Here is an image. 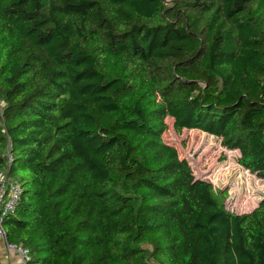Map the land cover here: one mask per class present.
<instances>
[{
    "label": "trees",
    "instance_id": "trees-1",
    "mask_svg": "<svg viewBox=\"0 0 264 264\" xmlns=\"http://www.w3.org/2000/svg\"><path fill=\"white\" fill-rule=\"evenodd\" d=\"M199 129L264 180V0H0L2 217L25 264H264L249 211L163 139Z\"/></svg>",
    "mask_w": 264,
    "mask_h": 264
},
{
    "label": "rangeland",
    "instance_id": "rangeland-1",
    "mask_svg": "<svg viewBox=\"0 0 264 264\" xmlns=\"http://www.w3.org/2000/svg\"><path fill=\"white\" fill-rule=\"evenodd\" d=\"M165 120L164 141L174 145L179 156L188 160L196 177L210 181L218 193L227 191L225 204L229 210L242 213L257 205L264 196V180L238 164L237 149L224 147L219 138L199 129L177 132L172 128L171 117Z\"/></svg>",
    "mask_w": 264,
    "mask_h": 264
},
{
    "label": "built area",
    "instance_id": "built-area-1",
    "mask_svg": "<svg viewBox=\"0 0 264 264\" xmlns=\"http://www.w3.org/2000/svg\"><path fill=\"white\" fill-rule=\"evenodd\" d=\"M21 187L18 182L10 179L4 170H0V238L5 241V233L2 229L1 222L2 217L15 210L17 202L19 200ZM6 245L14 249L21 257L22 264L29 259V250L27 247L20 245Z\"/></svg>",
    "mask_w": 264,
    "mask_h": 264
},
{
    "label": "crops",
    "instance_id": "crops-1",
    "mask_svg": "<svg viewBox=\"0 0 264 264\" xmlns=\"http://www.w3.org/2000/svg\"><path fill=\"white\" fill-rule=\"evenodd\" d=\"M0 264H22L21 257L14 249L8 247L2 238H0Z\"/></svg>",
    "mask_w": 264,
    "mask_h": 264
},
{
    "label": "water",
    "instance_id": "water-1",
    "mask_svg": "<svg viewBox=\"0 0 264 264\" xmlns=\"http://www.w3.org/2000/svg\"><path fill=\"white\" fill-rule=\"evenodd\" d=\"M259 202V201H258ZM6 241V240H5Z\"/></svg>",
    "mask_w": 264,
    "mask_h": 264
}]
</instances>
